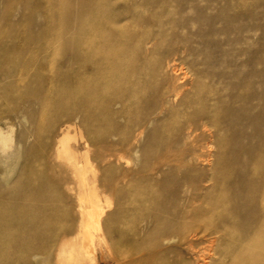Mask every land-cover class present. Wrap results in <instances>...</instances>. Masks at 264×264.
<instances>
[{"label":"bare ground","instance_id":"6f19581e","mask_svg":"<svg viewBox=\"0 0 264 264\" xmlns=\"http://www.w3.org/2000/svg\"><path fill=\"white\" fill-rule=\"evenodd\" d=\"M92 1L0 0V264H264V70L241 78L208 41L229 31ZM131 142L133 179L112 162Z\"/></svg>","mask_w":264,"mask_h":264},{"label":"rangeland","instance_id":"374dc122","mask_svg":"<svg viewBox=\"0 0 264 264\" xmlns=\"http://www.w3.org/2000/svg\"><path fill=\"white\" fill-rule=\"evenodd\" d=\"M139 0H122L119 2H111V5H117V12L122 14L123 8H131L132 6H139ZM105 8V3L102 0H93L86 5V11L83 16H91L95 12H101ZM140 13L142 16H188L191 20H198V28L202 30L205 34L209 32L210 28H214L221 33H228L220 36L209 37V42L221 43L222 50L226 53L232 52L230 54L229 61H234V70L236 73L241 74V78H245L252 69L255 70H264V0H151L149 7L140 6ZM53 11V10H51ZM123 15V14H122ZM71 16H76L75 14ZM111 16V13L107 14ZM129 16V15H123ZM235 16H247L237 20V22H228V18H234ZM251 16V18H249ZM210 18H219L215 23H209ZM253 19V20H251ZM42 22L41 20H38ZM249 26L251 33L246 36L248 41L241 45L232 44V47L229 48L224 44L228 41L235 42L236 36L235 32L239 26ZM260 28L261 31H257ZM257 29L256 31H253ZM262 47V50H261ZM261 50L262 53V63L253 60L250 63L251 55L258 54V51ZM249 53V56H239L241 53ZM165 52H158V55H163ZM207 55L209 59L213 60L216 55L213 49L207 50ZM257 57V56H256ZM81 69V68H80ZM203 73L212 75L215 73L216 69H213L209 66L200 67ZM79 70V68H78ZM222 70V69H220ZM236 83H238L236 81ZM250 132V131H248ZM78 133V132H77ZM80 134L84 137L85 140L88 139L87 134L83 129L80 130ZM60 136L59 132H53L49 134L48 138V161L49 164L57 166L55 163L54 156V145L56 139ZM84 140V141H85ZM138 144L131 142L123 151L117 152L116 156L120 157L118 161H112L115 164L116 168L120 170V173L124 172L129 175V179H133L139 170V163L137 158L134 156L135 150H137ZM78 153L86 152L83 144H79L78 148L74 147ZM104 155V152L100 149L92 148L90 149L91 159L93 157L101 158ZM232 158V157H231ZM104 164H98V172L95 173L97 178L103 176ZM204 170H208V167H201ZM66 172L68 183H70L73 190L76 189L75 183L70 180L68 171ZM104 178V176H103ZM103 198L109 200L110 203V212L108 214L114 215L117 213V205L114 202V196L110 190L103 191ZM68 204L63 206V209L68 210L70 221H71V230L75 231L77 229L79 220L77 214V207L75 203V194L68 195ZM101 236L99 234H94L95 244H99L101 241ZM87 248V247H86ZM91 248L88 247V251ZM117 253H113L112 257L116 258ZM31 262H33L31 260ZM104 264V263H100Z\"/></svg>","mask_w":264,"mask_h":264}]
</instances>
